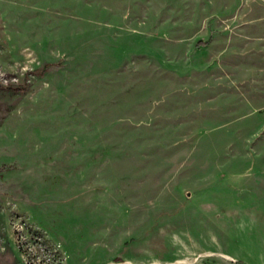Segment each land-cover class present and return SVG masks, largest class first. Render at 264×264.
<instances>
[{"label":"rangeland","instance_id":"rangeland-1","mask_svg":"<svg viewBox=\"0 0 264 264\" xmlns=\"http://www.w3.org/2000/svg\"><path fill=\"white\" fill-rule=\"evenodd\" d=\"M0 83L104 144L52 206L0 142V264H264V0H0Z\"/></svg>","mask_w":264,"mask_h":264},{"label":"crops","instance_id":"crops-1","mask_svg":"<svg viewBox=\"0 0 264 264\" xmlns=\"http://www.w3.org/2000/svg\"><path fill=\"white\" fill-rule=\"evenodd\" d=\"M31 94L37 102L28 100L14 108L0 125L4 155L12 158L16 168L22 167L24 176L32 179L33 199L47 193L54 196L52 206L70 203L66 200L71 195H78L79 201L85 202L86 193L80 192V183L71 180L95 179L97 171L101 172L102 131L62 91L42 89ZM36 139L39 141L32 142L35 145L32 149L29 141ZM20 187L21 184L16 185L17 189Z\"/></svg>","mask_w":264,"mask_h":264},{"label":"water","instance_id":"water-1","mask_svg":"<svg viewBox=\"0 0 264 264\" xmlns=\"http://www.w3.org/2000/svg\"><path fill=\"white\" fill-rule=\"evenodd\" d=\"M0 86L3 87L4 85L0 83Z\"/></svg>","mask_w":264,"mask_h":264},{"label":"trees","instance_id":"trees-1","mask_svg":"<svg viewBox=\"0 0 264 264\" xmlns=\"http://www.w3.org/2000/svg\"><path fill=\"white\" fill-rule=\"evenodd\" d=\"M13 88V87H12Z\"/></svg>","mask_w":264,"mask_h":264}]
</instances>
